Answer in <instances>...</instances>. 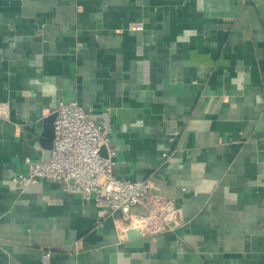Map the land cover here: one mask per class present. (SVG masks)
Returning a JSON list of instances; mask_svg holds the SVG:
<instances>
[{
	"label": "crops",
	"instance_id": "obj_1",
	"mask_svg": "<svg viewBox=\"0 0 264 264\" xmlns=\"http://www.w3.org/2000/svg\"><path fill=\"white\" fill-rule=\"evenodd\" d=\"M262 3L0 0V264H264ZM70 100L113 129L115 173L171 201L170 227L129 236L95 199L12 180Z\"/></svg>",
	"mask_w": 264,
	"mask_h": 264
},
{
	"label": "built area",
	"instance_id": "obj_2",
	"mask_svg": "<svg viewBox=\"0 0 264 264\" xmlns=\"http://www.w3.org/2000/svg\"><path fill=\"white\" fill-rule=\"evenodd\" d=\"M132 30H143L141 21H131ZM7 105L0 104V114ZM55 138L49 159H25L26 169L12 180L27 186L41 180L54 181L67 191L82 193L117 215L123 233L135 228L142 233L170 227L178 212L171 201L157 193L147 179L132 180L115 173L117 150L112 143L113 129L101 124L77 100L61 101L55 110ZM144 208L145 213L139 212ZM49 254V252H48Z\"/></svg>",
	"mask_w": 264,
	"mask_h": 264
},
{
	"label": "water",
	"instance_id": "obj_3",
	"mask_svg": "<svg viewBox=\"0 0 264 264\" xmlns=\"http://www.w3.org/2000/svg\"><path fill=\"white\" fill-rule=\"evenodd\" d=\"M262 14H264V3H262L259 6ZM57 113L54 111L51 114L47 115L44 119V131L43 135L41 137L40 143L44 148V159H49L50 154H51V149L53 147V142L55 138V119H56ZM127 234L129 236H134V235H141L142 232L139 231L138 229L135 228H129L127 230Z\"/></svg>",
	"mask_w": 264,
	"mask_h": 264
}]
</instances>
